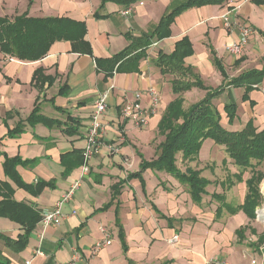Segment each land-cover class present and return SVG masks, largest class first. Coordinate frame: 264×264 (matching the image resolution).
Here are the masks:
<instances>
[{
    "label": "crops",
    "instance_id": "1",
    "mask_svg": "<svg viewBox=\"0 0 264 264\" xmlns=\"http://www.w3.org/2000/svg\"><path fill=\"white\" fill-rule=\"evenodd\" d=\"M183 1L140 0L125 6L111 0H0V17L13 18L25 13L28 17L61 16L83 21L85 39L91 45L93 56L104 58L118 53L127 45L126 32L135 36L151 32L161 15ZM232 6H238L236 22L226 28L219 15ZM128 8H132L131 13L124 15L123 11ZM241 24L248 25L252 33L242 53L232 56L226 47L238 39ZM170 32V36L150 43L147 56L139 61L137 71L119 72L107 80H103V75L96 71L92 57L72 53L66 40L55 41L45 57L32 62L16 58L8 61L5 53L0 52V181H10L4 174L2 154L35 160L32 166H17L20 177L30 184L37 178L46 181L53 178L56 180L55 188H44L33 196L10 182L14 187V199L36 209L50 208L78 178L80 166L65 177L60 176L63 170L60 157L84 147L85 130L91 123L94 101L112 85L106 112L100 117L101 136L88 161L89 173L82 178L72 201L62 207L63 218L59 224L44 230L41 240L37 236L41 230L38 221L24 250L13 253L0 244L2 254L10 264H26L28 260L29 264H67L75 255L77 258L73 264H215L216 261L220 264H251L252 260L262 264V254L257 251L260 246L250 245L256 241V235L252 234L254 240L251 242H247L248 229L240 242L236 235L239 227L252 224L241 210L230 214L224 209L214 217L218 203L211 199V193H225V201L238 206L243 203L246 193L244 180L249 175L244 173L243 181L236 182L233 175L238 167L233 165L224 147L217 146L210 139L202 143L197 160L185 162L193 169H200V175L209 181L205 187L206 194L202 195L199 203L191 200L186 186L173 176L147 168L141 173L144 186L139 178L124 181L109 208L103 209L111 200V185L136 172L141 158L145 161L155 158V147L163 139L156 133V128L163 111L175 96L170 89L172 76L161 75L154 64L158 51L172 52L175 42L187 36L193 45V53L184 58L185 64L192 66L204 85L212 88L220 85L222 75L213 63L209 46L222 60L230 77L248 69H260L264 55V37L261 34L264 32V0L260 3L256 0H226L217 5L191 7L175 16ZM39 68L44 75L55 76L53 83H46L41 89L32 80ZM64 83L68 89L62 90L61 94L60 87ZM259 86L248 94L254 104L241 100L243 89L238 87L225 89L213 101L218 108L220 106L224 127L236 130L250 119L257 128L264 126V79ZM149 88L156 90L159 96L158 105L154 108H151L147 94ZM137 92L141 94L140 105L149 112L144 127L134 126L120 113L121 103L134 100ZM194 94L199 98L190 104L202 98L205 91L191 88V91L183 93L184 107L186 95L192 98ZM36 100L40 113L46 117L63 122L69 115L78 120V134L66 135L61 127H47L42 123L28 124L26 118ZM228 101L237 104V117L231 124L222 110ZM19 123L23 131L9 137L7 133ZM206 146H209L208 152L204 151ZM180 156L179 152L177 165L183 170L186 166H182V162L178 164ZM227 176H232L233 180L229 187L225 182ZM167 217L171 220L168 221ZM116 219L122 228L125 249L118 235ZM101 226L108 230L110 243L92 254L91 247L106 239ZM0 232L15 238L22 229L10 219L0 217ZM173 237L177 240L170 241ZM38 248L42 255H35Z\"/></svg>",
    "mask_w": 264,
    "mask_h": 264
},
{
    "label": "trees",
    "instance_id": "2",
    "mask_svg": "<svg viewBox=\"0 0 264 264\" xmlns=\"http://www.w3.org/2000/svg\"><path fill=\"white\" fill-rule=\"evenodd\" d=\"M104 1V0H102ZM125 6L140 0H111ZM226 0H185L183 3L174 6V8L161 15L159 22L149 33H142L135 36L126 32L125 38L127 45L118 53L110 57L97 58L93 56V50L90 43L85 39L86 26L83 21L71 20L67 17H28L25 13L16 15L13 18L6 16L0 17V52H4L11 57L23 61L38 60L46 56L49 47L55 41L66 40L70 43L72 53L83 54L92 57L96 64V71L103 75V80L112 78L119 72L130 73L139 69V61L147 56V49L150 43L155 40L170 36V25L174 22L175 16L191 7H201L206 4L217 5L224 3ZM257 3L262 0H256ZM264 37V32H261ZM174 50L165 53L158 51L154 59L155 66L159 69L161 75L168 74L172 76L170 80V89L175 96L169 101L160 121L156 128V133L163 139L157 148L155 158L151 161H145L141 158L139 169L136 172L129 173L125 180H120L111 185L112 197L103 209L109 208L113 198H116L122 183L133 178H139L141 185L144 186L142 171L147 168L167 172L173 176L179 183L186 186L191 200L199 203L202 195L206 194L205 187L209 181L200 175V169L192 168L185 162L197 160L202 143L205 140H212L214 144L223 146L225 153L232 160L233 165L238 167L237 173L233 175L236 182L243 181V174L249 175L244 180L246 193L242 200L243 203L238 206L225 201V193H211V199L215 200L218 205L214 211V217H218L225 209L230 214H235L241 210L249 222L256 218L255 210L260 206L262 192L260 183L264 178V171L257 167L264 163V126L257 128L250 119L243 127L230 130L221 123L220 109L213 102L218 99L222 92L228 88H242L243 94L241 100H249V91L259 89V85L264 79V55L262 56V66L260 69H248L242 73L230 77L223 66L222 60L218 59L214 50L210 47V54L213 63L219 73L222 75V82L215 88L205 86L200 75L197 74L193 67L185 64V57L193 53V45L187 36L177 40L174 44ZM54 77L44 75L41 68L36 69L32 80L34 85L41 89L44 84L49 85L54 82ZM191 88L204 90L205 94L199 100L184 107L183 93L191 91ZM68 89L66 83L61 85L59 93ZM251 104L253 101L249 100ZM32 112L26 118L30 125L42 123L47 127H61L66 135L78 134L79 122L71 116L62 122L57 119L46 117L40 113L37 100L33 105ZM228 123L231 124L236 119L237 104L228 101L222 108ZM23 131L21 123L9 131V137L15 136ZM181 153L180 161L186 166L183 170L178 167L176 155ZM2 154V153H1ZM2 167L6 178L14 183L17 188L24 189L30 195L36 196L44 188H55L56 180L49 181L37 178L35 183H27L20 177L17 166H32L35 160H23L19 156L10 157L2 154ZM141 157V156H140ZM83 160V148L73 149L66 152L60 157V165L63 170L61 177L68 175L73 169L81 166ZM226 161L223 160V163ZM249 171V173L247 172ZM10 181H0V217L10 219L18 224L22 232L15 238L6 236L0 232V244L2 247L13 253H18L27 246L29 236L41 219V210L36 209L33 205L26 202L16 201L13 196L14 187ZM227 187L233 180L232 176H227ZM161 217H164L161 215ZM168 221L171 219L167 217ZM119 230L118 235L121 244L125 249L124 235L119 221L116 219ZM256 235L254 247L264 244V231L258 233L250 225L239 227L236 235L239 242L245 237V230ZM1 248V247H0ZM264 252V249H263ZM0 264H10L7 257L2 254L0 249Z\"/></svg>",
    "mask_w": 264,
    "mask_h": 264
},
{
    "label": "built area",
    "instance_id": "3",
    "mask_svg": "<svg viewBox=\"0 0 264 264\" xmlns=\"http://www.w3.org/2000/svg\"><path fill=\"white\" fill-rule=\"evenodd\" d=\"M141 4V3H140ZM238 6H232L229 8H226L222 11V13L219 15L222 24L226 28L232 27L233 24H235V12L237 10ZM132 11V8H128L125 11H123L124 15L130 14ZM239 35L238 39L233 42L231 45H227L226 51L230 55H240L242 51L246 48L247 42L249 40V37L252 33V29L247 25L241 24L239 27ZM5 58L8 61L15 60L14 57L9 56L5 53ZM112 88V85L108 86L105 91L99 94V96L94 101V110L91 113L90 116V125L85 130V145L83 147V160L82 165L80 166V174L76 180H74L68 188L65 190L63 195L50 207V208H43L41 210V219L39 220L41 223V230L38 232V238L40 240L43 237V232L46 230L49 226L52 225H58L61 219L63 218V206L67 203L72 201L74 192L77 188H79V185L82 181V178L86 176L89 173V164L88 161L92 157L93 152L96 149V144L98 138H100V133L102 131V125L100 121V117L106 112L107 109V98L110 93V89ZM147 94L149 95V100L151 104V108H154L158 105L159 96L156 90L153 88H149ZM141 97V94L139 92L134 94V100L131 101H125L121 103L120 113L123 118L131 120L133 125L136 127H144L148 122V110L144 109L142 105L139 103V98ZM262 191V190H261ZM264 209V206L261 208ZM261 209H257V213L255 214L256 217L258 216V211ZM100 230L105 234L106 239L105 240H99L97 241L92 247L91 251L92 254H96L100 248H102L104 245L109 244V236L107 233V229L103 226L100 227ZM177 238L173 237L170 239V241H176ZM262 259L264 264V244L260 246ZM35 255H42L43 252L40 250V248L36 249L34 251ZM77 258L75 255L67 264H73L74 260ZM30 261H26V264H29ZM221 262L216 261L215 264H220ZM251 264H256V260H252Z\"/></svg>",
    "mask_w": 264,
    "mask_h": 264
},
{
    "label": "rangeland",
    "instance_id": "4",
    "mask_svg": "<svg viewBox=\"0 0 264 264\" xmlns=\"http://www.w3.org/2000/svg\"><path fill=\"white\" fill-rule=\"evenodd\" d=\"M198 94V93H197ZM199 98V95H196V94H194V96H192V98H191V96L190 95H186V100H185V107L186 106H188L189 104H190V102L192 101V100H195V99H198ZM217 107H218V105H217ZM219 108H220V106H219ZM218 146V145H217ZM207 150H209V146H206L205 148H204V151H207ZM208 152V151H207ZM180 163H181V161H179V165H180ZM210 163V162H209ZM182 164V163H181ZM227 163H225V165H226ZM184 164H182V166H183ZM220 165V163L218 164V166ZM224 165H222V167H223ZM258 169H260V170H262V171H264V163H262L261 165H259L258 167H257ZM248 173H249V171H247ZM263 182H264V178L262 179V181H261V183H260V185H259V187H260V190H262L261 192H262V200H261V204H260V206L257 208V209H261L263 206H264V187H263ZM234 204V203H233ZM251 226L253 227V228H255V230L257 231V232H259V233H261V232H263L264 231V224H263V222H260L259 221V218L258 217H256L255 219H254V221H252V224H251ZM247 236H248V241L247 242H251L252 240H254V236L250 233V231H247ZM259 253L261 252V250L259 249V250H257Z\"/></svg>",
    "mask_w": 264,
    "mask_h": 264
},
{
    "label": "bare ground",
    "instance_id": "5",
    "mask_svg": "<svg viewBox=\"0 0 264 264\" xmlns=\"http://www.w3.org/2000/svg\"><path fill=\"white\" fill-rule=\"evenodd\" d=\"M263 187H264V182H263ZM258 216H259V221L264 222V209H261L258 211Z\"/></svg>",
    "mask_w": 264,
    "mask_h": 264
},
{
    "label": "water",
    "instance_id": "6",
    "mask_svg": "<svg viewBox=\"0 0 264 264\" xmlns=\"http://www.w3.org/2000/svg\"><path fill=\"white\" fill-rule=\"evenodd\" d=\"M255 213H257V209L255 210ZM263 224H264V222H263Z\"/></svg>",
    "mask_w": 264,
    "mask_h": 264
}]
</instances>
